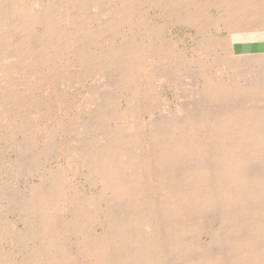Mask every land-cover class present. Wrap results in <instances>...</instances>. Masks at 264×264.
Here are the masks:
<instances>
[{
    "label": "bare ground",
    "instance_id": "bare-ground-1",
    "mask_svg": "<svg viewBox=\"0 0 264 264\" xmlns=\"http://www.w3.org/2000/svg\"><path fill=\"white\" fill-rule=\"evenodd\" d=\"M28 1L29 0H0V56H1V58H3L4 55L6 54V52H7V54L8 53L12 54V55L8 54L10 57H12L11 58L12 61L11 62L7 61L8 66L3 67L4 70L2 69L3 72L1 71L3 74V78H5V76H7V75L12 78V76H16V75H26L27 73L32 74L33 72H36L38 70V66L40 64H44V65L46 64L45 66H50L51 64H48L50 61L49 60L46 61L45 59L46 58H54V57L59 56L60 54H62L61 56H63L64 55L63 52H66V49H68L67 47H68L69 43H71L73 37L74 38L76 37L73 32L68 33V32H65L66 30H64V31L62 30V32H61V30H60L61 25L60 24L64 23V22L65 23H68V22L69 23L70 22L75 23L77 21V18H75L76 17L75 14L77 12L76 7H80V8L85 7V6L87 7V5L89 4L90 5L89 7L92 6L93 9H95L94 11L99 14L100 13V12H98L99 9L103 10V9H101V6L103 5L102 3L104 2V0H35L33 6L30 7L28 4ZM30 1H32V0H30ZM178 1L183 3V0H178ZM121 2H120V4L117 3V5L112 8V10H114V12H112V14H111V12H106V10H105L104 14L106 15V17L107 16L109 17L108 19H110L109 21L112 24L110 26H106V25L105 26H99V27L97 26L95 31H92V32L90 31V35L92 37H94L96 44H98L99 48L103 50V51H99L100 52L99 54L109 55L111 57H117V58L120 57V62L118 63V69H116V70H119V68H120L121 69L120 72L122 73V76L119 77L120 78L119 80L117 78L118 82L116 81L117 83H114V85H117V87H119V89L121 91L126 90V91H130V92L132 91L133 93H130L128 95L122 94V96H123L122 98H124L127 101L128 106L126 108H122L121 105L123 103L121 104V102H119V103H116V104H118V106H117L118 108L115 110L114 109L116 106L115 105L113 108L114 109L113 111H111L112 105L109 106L112 102H114L112 100V98H113L112 94H111V96L109 95V98L111 97L112 101H110L108 99L111 103L109 101H106L107 104H106V102L104 103L105 98L103 100H101V102H100L98 97L103 98L102 95L97 96L98 99L97 98L93 99V100H96L99 102V103L98 102L96 103V105L94 106L95 108L93 107L94 104H92V107L94 108L93 110L95 112L99 111L97 114L95 113V118L98 120L95 121V119L93 117V119H94L93 122H95L96 124L91 123L93 125L92 126L89 125V126L92 128L96 126V128L99 129V132H100V130L104 131L107 122H110L111 120L115 119V121L118 122L117 123L118 126H120V128L122 127L123 129L121 130V132L119 130L120 133H118L115 131L116 127L112 126L113 127L112 128L111 127L112 124H111L110 127H107L106 131H104L105 132L104 134L98 133L97 135L100 134L99 136L92 137L91 135H93V134H91V135L88 134L89 130H88V132H86V129H92V128H89L88 125H86V122H89V121H86L84 126H86L87 128L85 129V131H83V133L85 132L84 137L81 138L79 136L80 138L76 139V141H75L74 138L70 139L69 135H68L66 140H62L61 135H60V138L62 140V142H60L59 140L57 141L56 138L54 139L51 135H49L53 138V140H54L53 142H54L55 146L53 147V145H52L53 142L52 143L48 142L49 139L48 140L45 139L46 141L43 140L44 142L43 141L41 142L42 146L39 145V146H41V148H39L41 154L38 153L40 156L42 154L45 155V157L42 156L44 158L50 157L54 153L58 156V158H60L61 156L62 157L66 156V161L69 163L68 164L69 168L72 164L77 165L76 167H78V168L75 169L76 173H78L79 176H80V174H82L84 176V179L86 176V179H85L86 182L88 184L90 183L92 186L97 185V184H101L102 190H100V192L98 194L97 193H95V195H89V194L87 195L86 194L85 196L82 195L84 193V190L81 191L82 194L81 193L79 194L78 191L76 192L75 190H74L75 191L74 193L70 192V190L68 191V186H67L68 183H67V185L64 184L65 176L67 175V173L72 171V170L69 172L67 171L68 165H66L64 163H60V162L58 163L57 162L58 166L48 167V166H45V163L41 162V159L38 158L39 155L34 156V157H32L33 155L30 156L29 158L32 157V159L29 162V165L25 164V165L29 166V171H30L29 173L32 174V172H37L38 170L39 171L47 170V171H50L52 173L48 174L47 172H43V174L45 176H47L48 178L46 177L47 179L46 178L44 179L43 176H40L42 178V180L43 179L44 180L41 183L36 184V185L31 183L32 187L29 188L30 191H29L28 186H27V189L25 188L24 191L26 193H28V195H26V193H25L26 197L22 202L20 201L21 204H19L20 202L17 203L16 200H15V202H12V201L8 202L7 201V203H4V201L6 199L5 196H8V195H6V192L4 193L5 188L0 189V204L4 203V206H2L4 208L1 209V206H0V215L3 213V211L5 209H7L9 211H13L12 213L19 214V218H15L13 216L14 217V220H12L13 223L2 219L0 216V264H167L168 261H166V260L168 259L167 258L168 253L166 251H164V253L166 252L164 254L163 253L164 249H162V248H164L163 246H165V247L167 246L168 242H166V241H169V247H166L167 251L169 250V252H170V250H172L174 254L176 252V253H179V255L181 256L180 252L185 251L187 253L188 251L192 250L191 251L192 253L191 252L189 254L187 253L189 255V256L187 255L188 257L186 256V254L185 255L183 254L184 252L182 253L184 255V257H182L183 256L182 255L177 260H176V258H177L176 257L175 258L176 261H179L181 258L182 259L184 258L183 260L181 259L182 261L181 262L179 261L177 264H264V116H263L264 112H262L261 115L259 114V116L256 113L253 115L254 111L257 110V109H255L257 107V103H259L258 108H260L261 107L260 105H262L261 104L262 101L259 100L260 102L255 103V105H256V107H254L255 110H253V107H252V106H254L253 104L255 101L253 102V104H251L252 106L249 105L250 107H252L251 109L253 111L251 110L252 113L251 112L247 113L248 116H245L246 113H244V112H246V111H243V110L245 108L249 107V106H247V107L245 106L246 104L249 103V101H248V103L245 104L246 101L244 102V100H245L244 98H246V97H244L242 102H241V104L242 103L245 104V105L243 104L244 109L242 108L243 106L241 104L240 105L242 107L240 105H238L239 104L238 101L235 102V100L234 101L231 100L233 98V96L235 95L234 93H233L234 95L232 94L231 90L232 91L235 90L238 93V92H243L245 89L247 91V89L251 86H252V89H250V90L252 91L251 92L252 94L254 92H255L254 94L256 96L258 93L264 94V76H263L264 72H261V73H263L262 76H259V73H258L257 75L259 77L256 76V79H254L255 81H253L254 84L252 85L249 83L251 86H249V87L247 86L248 88L245 87V84H243L242 81H241L242 82V84H241V82H239L238 79L233 84L231 83V86H229L230 84L229 85L226 84V82H229V81H226V79H225L226 82L224 81V79L221 81H215V78L212 80L209 77L210 81L209 82L207 81L206 84H203L205 86L206 93L210 94L213 97L218 96V98H219L221 96L222 98H224L225 95L227 97L228 95L226 94V91L227 92L230 91V93L233 96L231 95L232 98L230 97L229 100H228V98H226L227 101L232 103L231 107L234 105L238 109L241 107L240 109H242V110H240V109L236 110L235 109V111L233 110V112L229 115V113H230L229 111H231L230 110L231 108L229 109L230 106H228V108H223V109H226L225 110L226 112L228 109L229 113L227 112V114L223 115L221 112L220 114H222V115H220L219 111L218 112L216 111L219 109H216L214 112L216 115L218 113L219 114L218 116H215V114L213 115V113L210 112L211 113L210 114L208 112V115L210 114L211 117H210V115L208 116L207 114L206 115L208 117H206L205 115H203L202 110L200 112V109H199L200 106L198 105L199 108H196V111L197 110L198 111L196 112V111H193V109H191L192 112L190 111V113H194V112H196V113L193 115L191 114L192 115L191 118L190 117L187 118L185 116H189L190 113H188V114L184 113L185 112L184 108L185 107L188 108V106L184 105L183 100L180 98L182 96L178 97L180 99V101L182 100V102H179V103H183V105L185 107L181 106L182 104L178 105L179 104L178 102H177L178 104H175V106L174 105L172 106L171 102H170V101H172V99L170 98L168 92L165 90L164 92H162L163 93L162 96H159V98L162 97V102L160 101L161 104H164L166 110H169L170 113L178 114V113L184 111L183 112L184 118L179 119L178 118L179 115H177V118H174L176 116H173L174 114L172 115L168 112L167 114L173 116L172 119L168 118V117H166V119L163 118V120H158V118H157V120L152 119L150 121L151 124L148 125V127H150L149 132H146V130L144 131L145 133H142L140 130L139 131L137 130V132L136 131L132 132L133 130H131V129L132 128L135 129L134 126H136V124H134V121H133L132 125H130L131 129L128 130V128H126V127L129 125L130 121L132 122L133 117L138 113V111H139V115H140V112L142 113V116L145 114L146 111H149L148 110V103L149 102L147 103V100H145V98L147 97V99H149L148 96L151 95L149 93V91H151V90L149 87L150 85H148V88H149L148 89V88H146L145 84L143 86H140L137 84L138 81H136L137 82L136 85H135V83L132 85L131 81L134 80V76L139 73L141 68H143V69L145 68L144 62L146 60L144 58L147 57L146 56L147 54L153 52V51H151L152 48L150 50H148L150 48V46H153V45L149 46L147 44L146 46L145 45L143 46L142 44H144V43L140 42L138 40V37H139L138 32H137V35L136 34L134 35L132 33L136 27V25H135L136 22L134 23L135 20L133 21L132 17H130V15L128 14L129 12L132 13V11H129L130 8H128L125 4H122ZM143 2H144V0H143ZM164 2H165V0H156L155 4L163 6ZM202 2L206 5L207 4L215 5L216 3L221 5V3H224V2H225V4L227 3V7H225L224 8L225 10H223V11L226 14V16L224 17L226 20L225 25L227 24V27L229 28V30L232 32L234 30L233 28H235V26H236L235 23L238 22V23H241L240 25H242L245 32L248 30H251L252 33H254L255 38H258V39L263 41V39H264V0H205V1L202 0ZM132 4L135 5V3H132ZM137 4H139V3L137 2ZM140 4H141V2H140ZM145 4H147V3H145ZM173 4L174 3H172V5ZM30 5H32V3ZM156 5H154V6L156 7ZM179 5H181V4H179ZM179 5H177V6H179ZM166 6L167 5H164L163 7H166ZM177 6H176V8H177ZM158 7H160V6H158ZM194 8H195V6H194ZM164 9H166V8H164ZM207 9H209V8H207ZM85 10H87V9H85ZM109 10H110V8H109ZM140 10H142V9H140ZM246 10L248 11V13H244ZM137 11H138V9H137ZM85 12H88V11H85ZM85 12H84V14H85ZM187 12H188V10H187ZM142 13H144V12L142 11ZM110 14H111V16H109ZM188 14H189V12H188ZM188 14L186 16H189ZM195 14L196 13H194V16H195ZM180 16L182 17L181 14H180ZM96 17L97 18H94V19H96V21H98L99 24H102V23L104 24V22H103L104 19L102 20L100 18L101 16L99 17L96 15ZM102 18H103V16H102ZM221 18L222 17H220V19ZM87 19H89V18H87ZM184 19H185V16H184ZM184 19H183V21L186 20V19L185 20ZM143 22H145V21H143ZM186 22H187V20H186ZM196 22H198V21H196ZM213 22H214V20H213ZM87 23H89V20L86 21V19H85V24H87ZM124 23L129 26V31H126V32H128V34H126L124 36V38H123L124 40H122V42H117L115 39L111 38L112 34H110L109 31L116 29L117 25H120V26L122 25V27H123ZM138 23H140V22H138ZM38 24H42V26H44L45 32L50 36L49 38L51 40V44L50 43L45 44L44 42L42 43L40 41L42 44L39 43V45H34L28 41V37H27L28 35L27 34H29L31 29H33V27H35ZM188 24H190V22ZM215 25H217V23ZM218 25L220 26V24H218ZM42 26H41V28H42ZM149 26H150V24H149ZM217 27H216V29H217ZM223 28H224V25H223ZM159 29L163 30L165 28H155L156 31L160 32ZM198 30H199V28H198ZM217 30L219 31L220 29H217ZM82 31H84V30H82ZM135 31H136V29H135ZM145 32H146V30H145ZM13 33H18V35H19L18 39H19V37H21L20 33H24V34H22L24 37H22L20 41L18 40V41L13 42L14 40L11 39L12 37L14 38V35L11 37V35ZM41 33H43V32H41ZM149 33H151V32H149ZM162 34H164V33H162ZM198 34H199V32H198ZM206 34H207V32H206ZM43 35L44 34H42V36ZM153 35H155V32L153 33ZM38 36L40 37L41 35H38ZM44 36H46V35H44ZM44 36H43V38H44ZM114 36H116V34ZM31 37L32 36H30V38ZM36 37H37V35H36ZM153 37H154V39H156L155 36H153ZM30 38H29V40H30ZM161 38H164V36L163 37L161 36ZM161 38H158V40L160 39L159 42L160 41L162 42V40H164V39L161 40ZM14 39H16V37ZM40 39L41 38H39L38 40H40ZM206 39H207V37H206ZM44 40H45V38H44ZM47 41H49V39ZM212 41H215V40H212ZM200 42L202 43V41H200ZM209 42L210 41H208V43ZM216 42H218V41H216ZM224 42H222V43H224ZM227 42H225V43H227ZM33 43H34V41H33ZM212 43H214V42H212ZM212 43H209V44H212ZM220 43H218L217 45H221V47H223V46L227 47L226 45L222 46V44H220ZM262 43H264V42H262ZM205 45L206 44H204V46ZM217 45H216V47H217ZM80 46H82V45H80ZM166 46H167V44H166ZM173 46H174V44H173ZM239 46L236 45V47H239ZM205 47H208V46H205ZM214 47H215V45H214ZM214 47H212V48H214ZM252 47L257 49V52L259 53L258 56L256 57L255 62L263 63L262 61H264V44H262V45L254 44V45H252ZM89 48L91 49V47H89ZM174 48L175 47H173V49ZM212 48H211V50H212ZM164 49H165V47H164ZM181 49H183V48H181ZM58 50H60V51H58ZM96 50L98 51V49H96ZM156 50H157V52H156ZM215 50L218 51V49H215ZM215 50H214L215 56H218L219 54L216 55L217 51H215ZM220 50H219V52L222 51V50L221 51ZM70 51H72V49ZM77 51H78V49L76 50V52ZM147 51L149 53H147ZM162 51H163V48L158 47V48H155V52H153V53H155V57L159 56V59H161V57H163ZM170 51H172V49H170ZM174 52L175 51H173V53ZM198 52L200 54L201 49ZM207 52H206V54H207ZM209 52H210V49H209ZM70 53L72 54V52H69L68 55ZM77 53L79 55V53H81V52L78 51ZM166 53H169V52H166ZM173 53H171V54H173ZM176 53H178V51ZM230 53H231V51H230ZM7 54H6V57L8 56ZM99 54L96 56V60L98 59L100 61V59H102V58ZM165 54H164V56H165ZM179 54H182V53L179 52ZM206 54H204V55H206ZM225 54L223 56H225ZM88 55H86V56H88ZM176 55H178V54H176ZM9 56L7 58L6 57L5 58L8 60V58L10 59ZM202 57H203V55H202ZM73 58H74V56H73ZM104 58L106 59V56ZM181 58L177 59L178 63H177V61L175 62V64H174V62L172 63L174 65V67H176V65H178L179 63L180 64L182 63L183 57L181 56ZM186 58H187V56H186ZM203 58L205 59L208 57L204 56ZM63 59H64V57H63ZM67 59H68V57L66 58V60ZM152 59H154V58H152ZM157 59H155V61ZM170 59H172V58L170 57ZM188 59H191V58H188ZM196 59H198V57ZM199 59H200V57H199ZM68 60H70V59H68ZM90 60H92V59H90ZM108 60H109V58H108ZM114 60H116V58ZM149 60H151V59H148V62L150 63ZM166 60L169 61L168 57ZM185 60H183V62ZM211 60H213V59H211ZM217 60L218 61H217L216 65L221 66L220 68L225 67L226 61H222L221 58H218ZM61 61L62 60H60V62ZM63 61H65V60H63ZM77 61L78 60L76 59L72 63H75V62L77 63ZM102 61H104V60H102ZM157 61H158V63H159V61L163 62L162 59L157 60ZM157 61H156V64H157ZM3 62L4 61H2V63ZM51 62H52V64H54V60H52ZM185 62H189V61H185ZM85 63H87V62L85 61ZM104 63H106V61ZM228 63H230V61ZM233 63H235V62L231 63L232 64L231 67L234 68ZM244 63H245V61H244ZM55 64H56V61H55ZM61 64H63V63H61ZM107 64H109V62ZM107 64H105V65L107 66ZM160 64H162L160 66H163L164 63H160ZM182 64H184V63H182ZM153 65L154 64H152V66H151L153 69L149 66L151 68V72L146 76V78H148V80H149L148 83H151V81L153 83V80L159 79V78H157V75L155 74V72L157 70H159L158 69L159 67L158 66H157L158 68L156 66L153 67ZM165 65H166V67H168L169 63H166ZM229 65L227 64V66H229ZM236 65H237V68L240 66V65L238 66V64H236ZM236 65H235V67H236ZM249 65H250V63L248 64V66L244 65V67L247 66L245 68L239 67L240 69L239 68L238 69L236 68L237 70L234 69L233 74L237 75V78H238V76L240 77V75L242 76V71H240V70L241 69H243V70L247 69L248 70ZM1 66H0V69L2 68ZM83 67H85V66H83ZM109 67H111V66H109ZM185 67H187V66H185ZM258 67H259V65H258ZM79 68H80V66H79ZM91 68H93V67H91ZM164 68H162V69H164ZM187 68H189V67H187ZM60 69H61V67H60ZM94 69H95V67H94ZM162 69L160 71L162 78L164 77L165 80L172 79L171 81H175V80H173V77H175V76L172 75L173 76L172 78L169 77V76H171V74H170L171 71L167 72L170 75L166 76L165 73H163L164 70H166V68L163 71H162ZM168 69H170V68L168 67ZM180 69H181V67H180ZM207 69H208V67H207ZM230 69H232V68H230ZM258 69H260V71L261 70L264 71V69H261V66ZM50 70H53V69H50ZM56 70H59V69H56ZM147 70H149V68ZM172 70L176 71L173 68H172ZM178 70H179V68H178ZM203 70H205V69H203ZM228 70H229V68H228ZM228 70H227V74H228ZM47 71H48V69H47ZM94 71H96V70H94ZM221 71H222V69H219L218 72H221ZM253 71L254 70H252L251 73ZM256 71H258V70H256ZM256 71H254V73H253L254 76H255V73H257ZM81 72H83V70ZM142 72H145V71H142ZM193 72H195V71H193ZM196 72H195V74H196ZM214 72H216V71H214ZM246 72H248V71H246ZM181 73H183V72H181ZM223 73H224V70H223ZM251 73H250V75H252ZM115 74H117V72ZM174 74H175V72H174ZM184 74L185 73H183V75ZM91 75H93V74H91ZM180 75H178L179 76L178 78H180ZM193 75H194V73H192V75H188V79L190 78V76H193ZM245 75H243V78L242 77L241 78L242 79L245 78V80H246V77L248 75L246 73H245ZM33 76H35V75H33ZM117 76L118 75H116V77ZM91 77H93V76H91ZM140 77L142 78L141 75H140ZM183 77H185V75ZM183 77H181V79ZM197 77H198V75H197ZM0 78H2V75ZM16 78H17V76H16ZM88 78L91 79L89 76H88ZM101 78H102V75H101ZM112 78H110V79H112ZM193 78H195V76H193ZM193 78H190V79L192 80ZM220 78H221V74H220ZM31 79H32V77H31ZM33 79L35 80V78H33ZM46 79H48V78H46ZM53 79H54V77H53ZM115 79L116 78H114L112 82H115L114 81ZM174 79H176V77ZM181 79H178V81L176 80L175 83H178V82L181 83V81H179ZM185 79H187V78H184L183 80H185ZM229 79H231V78H229ZM247 79L249 81L250 77H248ZM42 80H44V79H42ZM191 80L189 81V83L187 80V83L190 85V84H192L191 82H193V84L196 85L195 84L196 82L191 81ZM197 80L199 81V78H197ZM204 80H206V78ZM22 81H24L23 78H22ZM145 81H147V79ZM233 81H231V82H233ZM39 82H40V80H39ZM158 82H160V81H158ZM162 82L164 84L167 83L166 81H165L166 83L164 81H162ZM184 82H186V80ZM246 82H244V83H246ZM111 83L109 82V85ZM171 83L172 82H170V84ZM24 84L22 86L25 87ZM33 84H31V85H33ZM153 84H155V83H153ZM162 84H160V86ZM114 85H111V86H114ZM203 85H201V86H203ZM163 86H161V87L163 88ZM2 87H3V84H2V79H1L0 80V107H1L2 111H5L3 100H5L4 97H6V95L2 96L1 91H3V93H4V90ZM12 87H13V85H12ZM12 87H10V88H12ZM169 87H172V86L170 85ZM169 87H168V89H169ZM190 87L191 86H189L187 88L190 89ZM196 87H197V85H196ZM94 88L97 89L96 86H94ZM115 89H117V88H115ZM158 89H160V87H158ZM91 90H93L92 87H91ZM91 90L88 92V94L92 92ZM98 90L96 92H98ZM109 90H110V88H109ZM109 90H107V92ZM163 90H164V88H163ZM184 90H185V88H184ZM194 90H196V89L194 88ZM198 90H199V88H198ZM250 90H248V91L250 92ZM258 90H260V91L258 93H256ZM99 91H101V90H99ZM114 91H111V92H114ZM160 91H162V90H160ZM160 91L158 90L156 92H159V94H160ZM205 91H202V92L205 93ZM247 92H246V94H247ZM24 93H25V91H24ZM117 93H119V92H117ZM199 93H200V91H199ZM204 93H202V94L204 95ZM230 93H229V96H230ZM251 93H249V94H251ZM7 94H9V93H7ZM94 94H95V92H94ZM141 94L143 96H140ZM198 94L194 93L193 95H198ZM242 94H244V92L241 93V95ZM249 94H247V96ZM96 95H98V93ZM106 95H104V96H106ZM152 95H153V92H152ZM200 95H198L200 97V99L203 97H205V98L207 97L206 100H209L208 99L209 96L201 95L202 96L201 97ZM238 95H240V94H238ZM238 95H235V96H238ZM86 96H87V94H86ZM258 96H261V95H258ZM120 97H121V95H120ZM241 97H243V96H241ZM241 97H239V98L242 99ZM261 97L263 99V96H261ZM10 98H11V96H10ZM77 98H78V96H77ZM90 98L91 97L89 96L88 99L90 100ZM174 98H176V97H174ZM182 98H184V97H182ZM239 98H237V100ZM114 99H116V98H114ZM233 99H235V98H233ZM253 99L254 98H252L251 100H253ZM255 99H256V97H255ZM19 100L21 101L20 98H19ZM206 100H203V101L209 103V101H206ZM214 100H217V99L215 98ZM219 100H221V98ZM219 100L216 102V105H215V104H212V102H215V101H211V99H210V101H211L210 104H212L210 109H212V106L213 107L218 106L217 103L219 102ZM222 100L220 102H223ZM20 101H18V102H20ZM27 101L28 100H26V102ZM91 101H90V103L93 102V101L92 102ZM196 101H197V99H196ZM9 102L12 103V101H9ZM201 102H202V100H201ZM205 102H203V103H205ZM226 102H225V106H227ZM233 102H235L236 104L238 103L237 104L238 106L235 105ZM203 103H202V105H203ZM207 103H205V105ZM72 104L76 105L75 103H72ZM149 104L151 105V103H149ZM157 104L159 105V103H157ZM8 105H10V103ZM47 105L49 106V104H47ZM88 105H91V104H88ZM221 105H220V110H223V109H221ZM108 106L110 108L107 109ZM207 106H208V110H209L210 105L207 104ZM225 106H223V107H225ZM262 106H264V105H262ZM24 107H25V105H24ZM92 107H88V108H92ZM26 108H28V106ZM187 108H185V109H187ZM218 108H219V106H218ZM234 108H232V109H234ZM188 110H190V106H189ZM68 111H69V109H68ZM80 111H83V110H80ZM89 111L94 113L91 109ZM1 112H0V114L2 115L4 112L3 113H1ZM13 112H12V114H13ZM162 112H163V110H162ZM226 112H224V113H226ZM38 113H39V111H38ZM206 113H207V111H206ZM20 114H21L20 116L23 117L22 113H20ZM31 114H33V113H31ZM76 114H78V113H76ZM87 115H88V113H87ZM139 115L137 114V117H142ZM181 115L182 114H180V117H181ZM212 115H213V117H212ZM56 116H58V115L56 114ZM0 117H3V115ZM74 117L76 118V116H74ZM162 117L163 116L161 115L160 119H162ZM12 118L13 117H11V121H12ZM79 118H81V117H79ZM138 119L140 120L141 118H138ZM138 119L136 120V122L137 121L139 122ZM15 120H18V119H15ZM68 120L64 121V123L68 122ZM87 120H88V118H87ZM147 120L149 121V118H147ZM243 121H245V125L243 123H242L243 125L240 123ZM57 122H59V120H57ZM119 122L122 125H119ZM77 123H79V122H77ZM141 123H142V121H141ZM141 123H138V124H141ZM17 124L23 125L22 122H20V121H17ZM69 124L70 123H68L67 125H69ZM81 124L82 123H80V125ZM88 124H90V123H88ZM94 124H95V126H94ZM2 125H4V124L2 123ZM11 125L12 124L10 123V127H11ZM70 125H72V124H70ZM114 125H116V124H114ZM146 125L144 124V126H146ZM84 126H82V127H84ZM46 127H48V126H46ZM58 127L59 126H57V127L55 126L56 129H58ZM82 127H80L79 129L81 130ZM140 127H142V126H140ZM34 128H35V126H34ZM61 128H63V127H61ZM64 128H65V126H64ZM195 128H197V130H199L196 133V135H193L194 132H193V134H190L189 132ZM32 129H33V127H32ZM51 129L53 131V128H50L49 131H51ZM39 130H38V132H39ZM65 130H66V128H65ZM67 130H69V129H67ZM67 130L65 133H68ZM83 130H84V128H83ZM45 131H46V129H45ZM49 131L48 132L46 131V132L48 134H50ZM52 131H51V134H52ZM69 131H72V130H69ZM73 131H75V130L73 129ZM129 131H131V132L128 133ZM177 131H179L178 133L182 132L183 135H181L179 137L180 134H178ZM35 132L37 133V131H35ZM54 132H56V131H53V133ZM97 132H98V130H97ZM97 132H95V133H97ZM39 133H41V132H39ZM65 133L63 134L64 136H65ZM76 133H78V131ZM83 133L81 130V134H83ZM74 135L76 136L77 134H74ZM78 135H80V134L78 133ZM33 136H35V135H33ZM51 137H50V139H51ZM24 138H26V137H23V139ZM29 138L31 139V137H29ZM35 138H37V137H35ZM39 138L42 139L43 136L42 137L39 136ZM46 138H48V137H46ZM141 138H143L144 141H146V143H147L146 149L140 150L138 152V154L136 152H133L132 148L126 149L127 145L131 147L132 145H135ZM26 139H28V138H26ZM37 140H38V138H37ZM72 140H74V141H72ZM15 142H17V141H15ZM12 143L16 144V143H14V141ZM26 143L27 142H25V146H29ZM33 144L35 145V143H33ZM129 144H131V145H129ZM141 144H143V143L141 142ZM20 145H18V148L19 147L21 148ZM51 145H52V147H51ZM143 145H145V142ZM36 146H37V144H36ZM12 147H10V148H12ZM134 147H136V146H134ZM14 148L18 150V148H16V147H14ZM30 148H29V150H30ZM37 149H38V147H37ZM29 150H28V152H30ZM35 150H36V148H35ZM18 151H21V150H18ZM22 152H19V154L21 153V155L22 154L24 155L25 153H27L26 151H25V153H22ZM37 152H39V151H37ZM34 154H35V151H34ZM23 155L21 156V158L23 157V161L24 162L29 161V160H26L27 157L24 158ZM25 155H27V154H25ZM177 155H184L183 158L186 157V161L184 159V161H185L184 165L181 164L182 167H179L178 170L175 167H178L180 164L178 166H175V167L172 166V169H174L173 171H172L171 167H169L170 169L165 170L163 165L162 166L160 165L161 163H164V162L167 163V161H175V158H177ZM28 156H29V154H28ZM179 157H181V156H179ZM183 158H179V160L180 159L182 160ZM52 159H50V161ZM254 159L256 161L258 160L259 162H261L262 165L257 164V162L256 163L254 162V164H257L259 166L255 165L256 166L255 168L253 167V169L251 168V170H249L250 169L249 168L250 165H249L248 169H247V167H245L246 164L248 165L247 162L248 161L251 162V160L254 161ZM20 161H22V160L18 159V163ZM64 162H65V160H64ZM47 163L48 162H46V164ZM171 163H173V162H171ZM171 163H169V165ZM254 164H252V165H254ZM20 165H22V164H20ZM158 165H160V166L158 167ZM173 165H175V164H173ZM20 167H22V166H20ZM80 168H83V170H80ZM24 169H27V168H24ZM18 170H20V169H18ZM55 171H57V172H55ZM73 171H74V169H73ZM86 171H88V172L85 173ZM74 175H75V173H74ZM24 176H27V175H24ZM33 176L35 177V175H33ZM152 176L155 177V179L154 180L151 179V181H150L149 178H151ZM168 176H170V177L168 178ZM66 179H67V177H66ZM39 180L41 181L40 178H39ZM35 183H37V182H35ZM149 183H150V185H148ZM70 184L71 183L69 182V185ZM12 185H14V184H12ZM0 187H2V186H0ZM86 187H88V185ZM89 188H90V185H89ZM13 189H14V187H13ZM77 190H79V189H77ZM23 193L24 192H22V194ZM3 194H5V196ZM13 194H11V195H13ZM9 198H11V197H9ZM9 198H7L6 200H8ZM14 198H16V196ZM93 207H94L95 211H96V209H98V211L100 210V211L104 212V214H105L104 215L105 218H103V216L100 217V215H99L100 219L103 220V222H102V220H100V225L103 226L104 220H106V223L108 225L107 227L105 226V229H103V231H101V232L96 231V233H90V232L94 231L93 229L90 228L91 226L89 227L91 229L90 232L88 231L87 226H89L88 225L89 223L87 224V222H89L88 219H90L89 209H91L90 211H92ZM62 209L65 210L64 212L71 214L73 217L69 218L67 216L69 219L65 218V220H63L64 217L60 218L59 211ZM210 213H212V214H210ZM90 220L92 221V219H90ZM20 222L23 223L22 226L24 225V227L20 226ZM91 223L93 224L94 222H91ZM214 225L216 227L212 228V226H214ZM150 227H152V232L150 230L151 236L149 234H147V235H149L148 238L144 239V237H143L144 234L142 235V231H144L145 229L149 230ZM202 227L206 228V231L209 232V237H210V241L205 240L204 245H201V243L199 242V238H198L199 233H198V235H196V234L192 235V233L199 232L200 228H202ZM95 230H96V228H95ZM190 232H192V233L188 234V236L192 235L191 236L192 239H190V237H189L190 240H188V239L187 240L188 241L192 240V242H189V244H185L186 248L185 247L183 248L182 247L183 244H181V240L185 237L184 235H186L187 233H190ZM74 235H76L78 239H77V241H76V239H73L74 241H76V243L70 244V242L72 240L70 242L68 241V240H70L69 236H74ZM145 236H146V234H145ZM187 240H185V242L188 243ZM31 243L33 245H30ZM11 244L14 245L13 248L7 250L8 245L11 246ZM69 244L71 246L76 244V245H74L76 248L72 251L70 249ZM164 244H166V245H164ZM28 248H30V249H28ZM195 251H197L199 254L198 253L193 254V252H195ZM196 254H198V255H196ZM165 255H166L167 259L165 257L164 258L166 260L164 258H162ZM176 256H178V255L176 254ZM86 258H90V260H86ZM161 258L164 259V261H160ZM173 261H174V259L172 260V262ZM176 261H174V262H176ZM172 262L170 261L169 263L172 264Z\"/></svg>",
    "mask_w": 264,
    "mask_h": 264
},
{
    "label": "rangeland",
    "instance_id": "rangeland-1",
    "mask_svg": "<svg viewBox=\"0 0 264 264\" xmlns=\"http://www.w3.org/2000/svg\"><path fill=\"white\" fill-rule=\"evenodd\" d=\"M34 1L35 0H32V1H28V4H29V6L30 7H32L33 6V4H34ZM112 1V2H111ZM116 1V2H115ZM122 1V2H121ZM127 0H104V2L102 3L103 5L101 6V9H103V10H100L99 9V11L98 12H100L99 14L97 13V12H95L94 10L95 9H93V7L91 6V7H89L90 5L88 4L87 5V7L85 6V7H76V11L78 12H76V17L75 18H77V23L75 24L74 22H68V23H61L60 25V27H61V32H62V30L64 31V30H66L65 32H68V33H74V35L76 36L75 38L73 37V39H72V41H71V43H69V45H68V49H66V52H63L64 53V55L63 56H61L62 54H60L59 56H57V57H54V58H46L45 60L47 61V60H49L50 62L48 63V64H51L50 66H45L44 64H40L39 66H38V72L36 71V72H33L32 74H30V73H27L26 75H16L17 76V78H16V76H12V78L11 77H9L8 75L7 76H5V78H3V74H2V72H3V70H4V68L3 67H5V66H8L7 64H8V62L10 61H12L11 60V58L12 57H10L9 55L11 54V53H8L7 54V52H6V54L10 57V59L8 58V60L6 59L7 57H6V54L4 55V57L3 58H1V56H0V66L2 67L1 69H0V77H1V75H2V78H0V80L2 79V84H3V90H4V93H3V91H1L2 92V96H5L6 95V97H4L5 98V100H3V104H4V110L5 111H2V109H1V107H0V112L1 113H3L2 115H3V117H0V186H2V187H0V189H4L5 191H4V193L6 192V195H10L9 197H11V198H9L8 196H5V194H3L5 197H6V199L7 198H9L8 200H6L5 199V201H4V203H7V201L9 202V201H12V202H15V200H16V202L18 203V202H22L24 199H25V197H26V195H28V193H26L24 190H25V188L27 189V186H28V189L29 188H31L32 187V184H34V185H36V184H39V183H41L47 176H45L44 174H43V172H47L48 174L50 173H52V172H50V171H47V170H42V171H37V172H32V174L31 173H29L30 171H29V166H27V165H25V164H28L29 165V162L31 161V159H32V157H34V156H38L39 154H41L40 153V149L39 148H41V146H42V141L43 140H45V139H49L48 140V142H50V143H52L54 140H53V138L55 139L56 138V140L58 141H60V142H62V140H66V138L68 137V135H69V138L70 139H73L74 138V140L76 141V139H78V138H82V137H84V134H85V132L83 133V131H85V129L87 128L86 126H84L85 125V122L86 121H89V122H86V125H88V127L89 128H92V127H90V126H92L93 124H91V123H95V122H93L94 121V119H95V121H97L98 119H96L95 118V113L97 114L98 112L96 111H94L93 109L95 108L94 106L96 105V103L98 102V101H96V100H93V99H95V98H97V96H100V95H102L103 96V98L101 97H98L99 98V100H100V102H101V100H103L104 98V103L106 102V101H114V102H108L110 105L109 106H111L112 105V107H111V111H113L114 109L116 110L118 107V104H116V103H119V102H121V107L122 108H126L127 106H128V103H127V101L124 99V98H122L123 96H122V94L124 95V94H130V93H133L132 91L130 92V91H121L120 89H119V87H117V85H114V83H117L118 82V80L120 79L119 77L120 76H122V73L120 72L121 71V69L119 68V70H116V69H118V63L120 62V57H111V56H109V55H101V54H99L100 52L99 51H103L102 49H100L99 48V45L98 44H96V42H95V40H94V37H92L91 35H90V31L92 32V31H95V29H96V27L98 26H110L112 23L109 21L110 19H108L109 17L107 16L106 17V15L104 14L105 13V10H106V12H111V14H112V12H114V10H112V8L114 7V6H116L117 5V3L118 4H120V2L122 3V4H125L128 8H130V10L129 11H132V13L131 12H129L128 14L130 15V17H132V19H133V21H134V23H135V25H136V27H135V29H136V31H135V29L133 30V34L135 35H137V32H138V34H139V37H138V40L140 41V42H143L144 44H142L143 46L145 45H153V46H150V48L148 49V50H150L151 48V51H153V52H155V48H163V51H162V56L163 57H161V59H162V61L163 62H160L159 61V63H158V61L157 60H161V59H159V56H156L155 57V53H149L148 51H147V53H149V54H147L146 56L148 57H145L144 59L146 60L145 62H144V69L143 68H141V70L139 71V73L138 74H136L135 76H134V80L133 81H131L132 82V85L135 83V85H136V81H138V85H140V86H143L144 84H145V86H146V88H148V85H150L149 87H150V90L151 91H149V93L151 94L150 96H148V98L149 99H147V97L145 98V100H147V103L149 102V103H151V105L148 103V110L149 111H146L145 112V114L142 116V113L140 112V115H139V111H138V115L139 116H142V117H137V114L133 117V120H132V122L130 121V123H129V125L126 127V128H128V130L129 129H131L130 127V125H132V123H133V121H134V124H136V126L139 128H137L136 126H134L135 127V129L134 128H132L131 130H133L132 132H137V130L139 131H141L142 133H145L144 131L146 130V132H149V130H150V127H148V125L149 124H151L150 123V121L152 120V119H154V120H157V118H158V120H163V118H165L166 119V117H168V118H171L172 119V117L173 116H176V117H174V118H177V115H179V119H183L184 118V114H183V112H180V113H178V114H174V113H170V111L169 110H166V108H165V106H164V104H161V102H162V97H160L159 98V96H162V92H164L165 90L168 92V94H169V96H170V98L172 99V101H170L171 102V105L173 106H175V104H178L179 102H182V100H183V103H184V105H187L188 106V108L187 107H185L184 105H183V103H179L178 105H180V104H182L181 106H183V107H185V108H187V109H185L184 108V110H185V112L184 113H190V111L192 112V110L191 109H193V111H196V108H199V106H200V112H201V110H202V113H203V115H205L206 117H208L211 113H213V115L215 114V110L216 109H219V110H216L217 112L219 111V114L222 112V114L224 115V114H227V112L229 111L228 109H227V112L225 111L226 109H223V108H228V106H230L229 107V109L231 110V111H229L228 113H229V115L233 112V110L235 111V109L237 110L238 108H236L234 105L231 107V104L232 103H230V102H228L227 101V99L226 98H228V100L230 99V97L232 98V96L235 94V95H238V94H240V95H238L239 97H241V96H243V97H241L242 99H240L238 96H233V98H235V99H231V100H235V102H237L238 101V105H240L241 104V102H242V100H243V98L244 97H246V98H244L245 100H244V102H245V104L246 103H248V101H249V103L248 104H244V103H242L241 105L243 106H241L243 109H244V105L247 107V106H252L251 104H253V102H254V106H252L253 107V110H255V109H257V110H255L254 111V113H253V115L256 113L258 116H259V114L261 115L262 114V112H264V106H262V105H264V94H260V93H258L260 90H258L256 93H258L257 94V96L258 95H261V96H263V99H262V97L261 96H256L254 93L252 94L251 92V90L250 89H252V86L250 85V84H254V82L253 81H255L254 79H256V76L257 77H259V76H262V74L263 73H261V72H264V71H260V69H258V68H260V66H261V69H264V61H262L263 63H257V62H255V60H256V57L258 56V52H257V49H255V48H253L252 47V45H254V44H260V45H262V44H264V43H262V42H264V39H263V41L262 40H260V39H258V38H255L254 37V33H252V31L251 30H248V31H244V29H243V27H242V25H240L241 23H235L236 24V26H235V28H233L234 30L231 32L230 30H229V28L227 27V24L225 25V23H226V20H225V16H226V14H225V12L223 11V10H225L224 8L225 7H227V3L225 4V2L224 3H221V5L220 4H218V3H216L215 5H209V4H204L203 2H202V0H183V3L182 2H180V1H178V0H165V2H164V5H167L166 7H163L162 5H156L155 4V1L156 0H144V2H143V0H128L127 2H126ZM148 1V2H147ZM203 1H205V0H203ZM125 2V3H124ZM137 2L139 3V4H137ZM140 2H141V4H140ZM174 3L173 5H172V3ZM191 2V3H190ZM32 3V5H30ZM114 5H113V4ZM131 3V4H130ZM132 3H135V5L134 4H132ZM145 3H147V4H145ZM153 3V4H152ZM189 3V4H188ZM194 3V4H193ZM202 3V4H201ZM121 4V5H122ZM179 4H181V5H179ZM201 4V5H200ZM111 7H110V6ZM132 7H131V6ZM138 5V6H137ZM141 5V6H140ZM144 5V6H143ZM154 5H156V7L154 6ZM175 5V6H174ZM177 5H179V6H177ZM187 5V6H186ZM195 6V8L197 9H195L194 8V6ZM226 5V6H225ZM158 6H160V7H158ZM173 6V7H172ZM176 6H177V8H176ZM185 6V7H184ZM218 7V8H217ZM107 8V9H106ZM109 8H110V10H109ZM133 8V9H132ZM142 9V10H140V9ZM146 8V9H145ZM164 8H166V9H164ZM173 8V9H172ZM207 8H209V9H207ZM85 9H87V10H85ZM137 9H138V11H137ZM211 9V10H210ZM88 11V12H85V11ZM109 10V11H108ZM177 10V11H176ZM187 10H188V12H189V14H188V12H187ZM93 11V12H92ZM102 11V12H101ZM135 11V12H134ZM142 11L144 12V13H142ZM181 11V12H180ZM200 11V12H199ZM211 11V12H210ZM223 11V12H222ZM83 12V13H82ZM84 12H85V14H84ZM90 12V13H89ZM140 12V13H139ZM200 14H199V13ZM204 12V13H203ZM207 12V13H206ZM210 12V13H209ZM97 13V14H96ZM103 13V14H102ZM134 13V14H133ZM162 13V14H161ZM194 13H196L195 14V16H194ZM213 13V14H212ZM225 15H224V14ZM244 13H248V11L246 10ZM88 14V15H87ZM91 14V15H90ZM111 14L109 15V16H111ZM176 14V15H175ZM179 14V15H178ZM180 14L182 15V17L180 16ZM189 15V16H186V15ZM220 14V15H219ZM96 15L97 16H101L100 18L103 20V22H104V24L102 23V24H99L98 23V21H96V19H94V18H97L96 17ZM199 15V16H198ZM212 15V16H211ZM102 16H103V18H102ZM134 16V17H133ZM184 16H185V19L187 20V22H186V20L184 19ZM201 16V17H200ZM203 16V17H202ZM89 18V19H87V18ZM93 17V18H92ZM209 17V18H208ZM220 17H222L221 19H220ZM82 18V19H81ZM179 18V19H178ZM201 18V19H200ZM85 19H86V21L87 20H89V23H87V24H85ZM178 19V20H177ZM182 19V20H181ZM183 19L185 20V21H183ZM194 19V20H193ZM204 19V20H203ZM180 20V21H179ZM203 20V21H202ZM213 20H214V22H213ZM216 20V21H215ZM79 21V22H78ZM91 21V22H90ZM108 21V22H107ZM143 21H145V22H143ZM190 22V24H188L189 22ZM196 21H198V22H196ZM110 22V23H109ZM138 22H140V23H138ZM183 22V23H182ZM212 22V23H211ZM219 22V23H218ZM224 22V23H223ZM109 23V24H108ZM161 25H160V24ZM166 23V24H165ZM217 23V25H215ZM95 24V25H94ZM148 24V25H147ZM149 24H150V26H149ZM179 24V25H178ZM194 24V25H193ZM198 24V25H197ZM213 24V25H212ZM218 24H220V26L218 25ZM224 25V28H223V25ZM69 25V26H68ZM156 25V26H155ZM159 25V26H158ZM41 26H42V24H38V25H36L35 27H33V29H31V31H30V33L29 34H27L26 36L28 37V41L29 42H31L32 44H34V45H39V43L40 44H42L43 42L45 43V44H47V43H50L51 44V40H50V36L45 32V29H44V26H42V28H41ZM161 26V27H160ZM163 26V27H162ZM199 26V27H198ZM218 26V27H217ZM39 27V28H38ZM64 27V28H63ZM140 27V28H139ZM146 27V28H145ZM150 27V28H149ZM167 27V28H166ZM201 27V28H200ZM216 27H217V29H220L219 31L216 29ZM220 27V28H219ZM90 28V29H89ZM122 28V29H121ZM155 28H165V29H159V31L161 32H158V31H156L155 30ZM198 28H199V30H198ZM204 28V29H203ZM215 28V29H214ZM222 28V29H221ZM79 29V30H78ZM86 29V30H85ZM110 29V28H109ZM202 29V30H201ZM211 29V30H210ZM224 29V30H223ZM59 30V31H60ZM71 30V31H70ZM82 30H84V31H82ZM115 30V31H114ZM114 30H112V31H109V33L110 34H112L111 35V38H113V39H115L117 42H122V40H124L123 38H124V36L126 35V34H128V32H126V31H129V26L127 25V24H123V27H122V25L120 26V25H117V28L116 29H114ZM145 30H146V32H145ZM151 30V31H150ZM205 30V31H204ZM237 30V31H236ZM122 33H120V32ZM125 31V32H124ZM155 32V35H153V33ZM164 31V32H163ZM257 31V30H256ZM37 32V33H36ZM41 32H43V33H41ZM79 32V33H78ZM115 32V33H114ZM143 32V33H142ZM149 32H151V33H149ZM166 32V33H165ZM198 32H199V34H198ZM206 32H207V34H206ZM209 32V33H208ZM37 35V37H36V35ZM162 33H164V34H162ZM203 33V34H202ZM21 35V37H19V39H18V33H13L12 35H11V37L14 35V38L16 37V39H14L13 37L11 38V39H13L14 41L13 42H15V41H20L21 40V38L22 37H24L22 34H24V33H20ZM42 34H44V35H46V36H44V38H45V40H44V38H43V36H42ZM116 34V36H114ZM146 34V35H145ZM150 34V35H149ZM161 34V35H160ZM38 35H41L40 37L38 36ZM87 35V36H86ZM144 35V36H143ZM30 36H32L31 38H30ZM153 36H155V38L156 39H154V37ZM161 36L163 37L164 36V38H161ZM195 36V37H194ZM220 36V37H219ZM227 36V37H226ZM85 37V38H84ZM206 37H207V39H206ZM211 37V38H210ZM222 37V38H221ZM29 38H30V40H29ZM39 38H41L40 40H38ZM43 38V39H42ZM146 38V39H145ZM158 38H161V40L162 39H164V40H162V42L164 43H162L161 41L159 42V40H158ZM166 38V39H165ZM210 38V39H209ZM225 38V39H224ZM34 41V43H33V41ZM49 39V41H47ZM75 39V40H74ZM143 39V40H142ZM204 39V40H203ZM207 41H206V40ZM215 40V41H212V40ZM219 39V40H218ZM221 39V40H220ZM80 40V41H79ZM149 40V41H148ZM225 42H227V43H225ZM245 40V41H244ZM253 40V41H252ZM37 41V42H36ZM42 43H41V42ZM46 41V42H45ZM91 41V42H90ZM147 41V42H146ZM200 41H202V43L200 42ZM208 41H210L209 43H212V42H214V43H212V44H209L208 43ZM216 41H218V42H216ZM221 43H220V42ZM236 41V42H235ZM75 42V43H74ZM77 42V43H76ZM170 42V43H169ZM222 42H224V43H222ZM240 42V43H239ZM260 42V43H259ZM36 43V44H35ZM150 43V44H149ZM155 43V44H154ZM167 44V46H166V44ZM169 43V44H168ZM177 43V44H176ZM216 43V44H215ZM218 43H220V44H222V46L223 45H226L227 47H225V46H223V47H221V45H217ZM238 43V44H237ZM79 44V45H78ZM85 44V45H84ZM173 44H174V46H173ZM200 44V45H199ZM203 44V45H202ZM204 44H206L205 46H208V47H205L204 46ZM208 44V45H207ZM215 45V47H214V45ZM80 45H82V46H80ZM96 45V46H95ZM156 45V46H155ZM177 47H176V46ZM213 45V46H212ZM216 45H217V47H216ZM236 45L237 46H239V47H236ZM85 46V47H84ZM175 47L174 49H173V47ZM220 48H219V47ZM88 47V48H87ZM89 47H91V49L89 48ZM164 47H165V49H164ZM179 47V48H178ZM201 47V48H200ZM205 47V48H204ZM212 47H214V48H212ZM76 48V49H75ZM181 48H183V49H181ZM208 48V49H207ZM211 48H212V50H211ZM222 48V49H221ZM72 49V51H70ZM75 49V50H74ZM78 49V51H80L81 53H79V55H78V51L76 52V50ZM80 49V50H79ZM85 49V50H84ZM96 49H98V51L96 50ZM170 49H172V51H170ZM200 49H201V52H200V54H199V52L198 51H200ZM204 49V50H203ZM209 49H210V52H209ZM215 49H218V51L217 50H215V51H217L216 52V55H218V56H215V53H214V50ZM222 51H221V50ZM225 49V50H224ZM69 50V51H68ZM83 52H82V51ZM146 50V49H145ZM182 50V51H181ZM219 50L221 51V52H219ZM224 50V51H223ZM227 50V51H226ZM58 51H60V50H58ZM87 51V52H86ZM173 51H175L174 53H173ZM178 51V53H176ZM208 51V52H207ZM213 51V52H212ZM230 51H231V53H230ZM10 52V51H9ZM69 52H72V54L70 53L69 55H68V53ZM76 52V53H75ZM156 52H157V50H156ZM166 52H169V53H166ZM179 52L180 53H182V54H179ZM187 52V53H186ZM206 52H207V54H206ZM227 52V53H226ZM166 53V54H165ZM171 53H173V54H171ZM210 53V54H209ZM226 53V54H225ZM75 54V55H74ZM89 54V55H88ZM100 55L101 56V58L102 59H100V61L97 59L96 60V56L97 55ZM151 54V55H150ZM154 54V55H153ZM164 54H165V56H164ZM176 54H178V55H176ZM187 54V55H186ZM192 54V55H191ZM204 54H206V55H204ZM225 54V56H223ZM12 55V54H11ZM82 55V56H81ZM86 55H88V56H86ZM168 55V56H167ZM173 55V56H172ZM176 55V56H175ZM187 56V58H186V56ZM201 55V56H200ZM202 55H203V57L205 56V57H208V58H203L202 57ZM221 55V56H220ZM227 55V56H226ZM229 55V56H228ZM73 56H74V58H73ZM90 56V57H89ZM106 56V59L104 58V57ZM152 58H154V59H152ZM154 56V57H153ZM181 56L183 57V60H185V61H189V62H183V60H182V63H184V64H178V65H176V67H174V65L172 64L173 62H174V64H175V62L177 61V63H178V60L177 59H179V58H181ZM220 56V57H219ZM224 58H223V57ZM6 57V58H5ZM63 57H64V59H63ZM68 57V59H70V60H66V58ZM88 57V58H87ZM165 57V58H164ZM167 57H168V59H169V61L168 60H166L167 59ZM170 57L172 58V59H170ZM174 57V58H173ZM198 57V59H199V57H200V59L198 60V59H196ZM212 57V58H211ZM227 57V58H226ZM254 57V58H253ZM79 58V59H78ZM108 58H109V60H108ZM111 58V59H110ZM116 58V60H114ZM158 58V59H157ZM188 58H191V59H188ZM194 58V59H193ZM218 58H221L222 59V61H226V65H225V67H222V68H220L221 66H219V65H216L217 64V59ZM78 60L77 61V63L75 62V63H72V62H74L75 60ZM81 59V60H80ZM90 59H92V60H90ZM148 59H151V60H149L150 61V63L148 62ZM155 59H157L156 61H157V64H156V61H155ZM182 59V58H181ZM188 59V60H187ZM193 59V60H192ZM210 59V60H209ZM211 59H213V60H211ZM248 59V60H247ZM52 60H54V64H52ZM60 60H62L61 62H60ZM63 60H65V61H63ZM102 60H104V61H102ZM113 60V61H112ZM198 60V61H197ZM233 60V61H232ZM2 61H4L3 63H2ZM8 61V62H7ZM55 61H56V64H55ZM70 61V62H69ZM85 61L87 62V63H85ZM95 61V62H94ZM99 61V62H98ZM102 61V62H101ZM106 61V63H104ZM116 63H115V62ZM152 61V62H151ZM169 63V65H168V67L170 68V69H168V67H166V63ZM200 61V62H199ZM202 61V62H201ZM230 61V63H228ZM244 61H245V63H244ZM250 61V62H249ZM59 64H58V63ZM90 62V63H89ZM109 62V64H107ZM148 62V63H147ZM154 62V63H153ZM232 62H235V63H233V66H234V68L233 67H231V63ZM248 62V63H247ZM2 63V64H1ZM61 63H63V64H61ZM70 63V64H69ZM80 63V64H79ZM154 64L153 65V67H157L159 70H157L156 72H155V74L157 75V78H159L158 80L157 79H155V80H153V83H155V84H153L152 83V81H151V83H148V78H146V76L151 72V66H152V64ZM160 63H164L163 64V66H160V65H162V64H160ZM192 65H191V64ZM195 63V64H194ZM244 63V64H243ZM250 63V65H249V68H248V70L247 69H241L240 71H242V76L240 75V77L238 76V78H237V75H235V74H233V71H234V69L235 70H237L239 67L240 68H242V67H244V65H247L248 66V64ZM84 64V65H83ZM105 64H107V66L105 65ZM112 64V65H111ZM150 64V65H149ZM156 64V65H155ZM211 64V65H210ZM227 64L229 65V66H227ZM236 64H238V68H237V65H236V67H235V65ZM263 64V65H262ZM88 65V66H87ZM104 65V66H103ZM117 67H116V66ZM151 67H149V66ZM205 65V66H204ZM207 65V66H206ZM256 65V66H255ZM258 65H259V67H258ZM73 66V67H72ZM79 66H80V68H79ZM83 66H85V67H83ZM87 66V67H86ZM100 66V67H99ZM109 66H111V67H109ZM185 66H187V67H189V68H187V67H185ZM192 66V67H191ZM200 66V67H199ZM203 66V67H202ZM247 66H245V67H247ZM254 66V67H253ZM60 67H61V69H60ZM68 67V68H67ZM91 67H93V68H91ZM94 67H95V69H94ZM97 67V68H96ZM149 68V70H147L148 68ZM166 68V70H164L165 68ZM180 67H181V69H180ZM185 67V68H184ZM206 67V68H205ZM207 67H208V69H207ZM217 69H216V68ZM244 67V68H245ZM53 69V70H50V69ZM59 69V70H56V69ZM64 70H63V69ZM72 68V69H71ZM79 68V69H78ZM83 68V69H82ZM90 68V69H89ZM147 68V69H146ZM162 68H164V69H162ZM172 68L174 69V70H176V71H173L172 70ZM178 68H179V70H178ZM214 68V69H213ZM222 69V71L221 72H218L219 71V69ZM225 68V69H224ZM227 68V69H226ZM228 68H229V70H228ZM230 68H232V69H230ZM237 68V69H236ZM239 68V69H240ZM255 68V69H254ZM3 69V70H2ZM43 69V70H42ZM47 69H48V71H47ZM71 69V70H70ZM93 69V70H92ZM115 69V70H114ZM153 69V68H152ZM161 69H162V71L164 70V72L163 73H165V75L167 76V75H170L171 74V76H169V77H173V76H175L176 77V79H174L175 77H173V80H175V81H171L172 79H169V80H165L164 79V77L162 78L161 77ZM189 69V70H188ZM196 69V70H195ZM199 69V70H198ZM201 69V70H200ZM203 69H205V70H203ZM250 69V70H249ZM45 70V71H44ZM83 70V72H81ZM89 72H88V71ZM92 70V71H91ZM94 70H96V71H94ZM114 70V71H113ZM178 70V71H177ZM223 70H224V73H223ZM227 70H228V74H227ZM232 70V71H231ZM252 70H254V71H256V70H258V71H256L257 73H255V76L253 75V73H254V71L251 73V71ZM2 71V72H1ZM42 71V72H41ZM54 71V72H53ZM81 73H80V72ZM117 72V74H115L116 72ZM142 71H145V72H142ZM148 71V72H147ZM166 71V72H165ZM171 71V72H170ZM183 72V73H185L184 75H185V77H183L184 75H183V73H181V72ZM193 71H197L196 72V74H195V72H193ZM203 71V72H202ZM214 71H216V72H214ZM246 71H248V72H246ZM52 72V73H51ZM92 72V73H91ZM112 72V73H111ZM167 72H170V74H168ZM173 72V73H172ZM174 72H175V74H174ZM200 72V73H199ZM205 72V73H204ZM226 72V73H225ZM231 72V73H230ZM44 75H43V74ZM48 75H47V74ZM121 73V74H120ZM167 73V74H166ZM192 73H194V75L193 76H195V78H193V76H190V78H193L192 80L189 78L188 79V75H192ZM245 73L248 75L247 77H246V80H245V78L244 79H242L243 78V75H245ZM250 73L252 74V75H250ZM259 73V76L257 75ZM261 73V74H260ZM29 74V75H28ZM46 74V75H45ZM68 74V75H67ZM72 74V75H71ZM91 74H93V75H91V76H93V77H91L90 75ZM96 74V75H95ZM100 74V75H99ZM120 74V75H119ZM143 74V75H142ZM159 74V75H158ZM181 74V75H180ZM201 74V75H200ZM210 74V75H209ZM220 74H221V78H220ZM224 74V75H223ZM232 74V75H231ZM33 75H35V76H33ZM43 75V76H42ZM55 75V76H54ZM78 75V76H77ZM98 75V76H97ZM101 75H102V78H101ZM116 75H118L117 77H116ZM140 75L142 76V78L140 77ZM173 75V76H172ZM178 75H180V78H178L179 76ZM197 75H198V77H197ZM229 75V76H228ZM63 76V77H62ZM69 76V77H68ZM72 76V77H71ZM86 76V77H85ZM88 76L91 78V79H89L88 78ZM114 76V77H113ZM187 76V77H186ZM204 76V77H203ZM224 76V77H223ZM246 76V75H245ZM244 76V77H245ZM252 76V77H251ZM264 76V75H263ZM8 77V78H7ZM16 79H15V78ZM31 77H32V79L33 78H35V80L33 79H31ZM52 77V78H51ZM53 77H54V79H53ZM68 77V78H67ZM96 77V78H95ZM113 77V78H112ZM145 77V78H144ZM168 77V78H169ZM181 77H183L182 79H181ZM213 80L214 78H215V81H221V80H223L224 79V81H225V79H226V81H229V82H226V84L227 85H229V86H231V83L233 84L235 81H237V79L239 80V82H243V84H245V87L246 88H248L249 86H251V87H249L248 89H247V91L248 90H250V92L249 93H251V94H249L247 91H246V89L243 91L244 92V94H242L241 95V93H243V92H236L235 90L234 91H232L231 90V92H232V94L230 93V91H226V94L229 96V93H230V96L228 97H226V95L224 96V98H222L221 96L218 98V96H211L210 94H207L206 93V91H205V86L203 85V84H206L207 83V81L209 82L210 81V78ZM242 77V78H241ZM248 77H250V79H249V81H248ZM22 78L24 79V81H22ZM38 78V79H37ZM46 78H48V79H46ZM94 78V79H93ZM110 78H112V79H110ZM114 78H116L114 81L115 82H112L113 81V79ZM117 78H118V80H117ZM137 78V79H136ZM181 79V80H179V81H181V83L180 82H178V83H175L176 82V80L178 81V79ZM184 78H187V79H185L186 80V82H184L185 80H183ZM197 78H199V81L197 80ZM206 78V80H204ZM229 78H231V79H229ZM236 78V79H235ZM240 78V79H239ZM4 79V80H3ZM6 79V80H5ZM14 79V80H13ZM42 79H44V80H42ZM50 79V80H49ZM73 79V80H72ZM98 79V80H97ZM147 79V81H145ZM219 79V80H218ZM9 80V81H8ZM39 80H40V82H39ZM46 80V81H45ZM108 80V81H107ZM157 80V81H156ZM187 80H188V83H189V81L191 80V81H195L194 83L197 85V87L199 88V90H198V88L196 87V85H194L193 84V82H191L192 84H188L187 83ZM233 81V82H231V81ZM245 80V81H244ZM252 80V81H251ZM38 81V82H37ZM54 81V82H53ZM117 81V82H116ZM140 81V82H139ZM158 81H160V82H158ZM162 81H166L165 83L166 84H164ZM183 81V82H182ZM202 83H201V82ZM205 83H204V82ZM247 81V82H246ZM23 82V83H22ZM49 82V83H48ZM109 82L111 83L110 85H109ZM143 82V83H142ZM170 82H172L171 84H170ZM174 82V83H173ZM242 82H241V84H242ZM244 82H246V83H244ZM10 83V84H9ZM25 83V84H24ZM30 83V84H29ZM34 83V84H33ZM36 83V84H35ZM42 83V84H41ZM93 83V84H92ZM95 83V84H94ZM163 83V84H162ZM185 85H184V84ZM250 83V84H249ZM25 85V87L24 86H22V85ZM31 84H33V85H31ZM159 84V85H158ZM160 84H162L161 86H163V88H164V90H163V88L160 86ZM181 84V85H180ZM247 84V85H246ZM249 84V85H248ZM12 85H13V87H12ZM27 85V86H26ZM30 85V86H29ZM40 85V86H39ZM90 85V86H89ZM111 85H114V86H111ZM137 85V86H138ZM152 85V86H151ZM171 85L172 87H169V86ZM176 87H175V86ZM201 85H203V86H201ZM12 87V88H10V87ZM94 86H96L97 87V89L96 88H94ZM104 86V87H103ZM109 86V87H108ZM154 86V87H153ZM189 86H191L190 87V89L189 88H187V87H189ZM193 86V87H192ZM195 86V87H194ZM248 86V87H247ZM7 87V88H6ZM19 89H18V88ZM91 87H92V89L93 90H91ZM100 89H99V88ZM158 87H160V89H158ZM168 87H169V89H168ZM183 87V88H182ZM201 87V88H200ZM15 88V89H14ZM32 88V89H31ZM109 88H110V90H109ZM113 88V89H112ZM115 88H117V89H115ZM166 88V89H165ZM184 88H185V90H184ZM193 90H192V89ZM194 88L198 91H196V90H194ZM101 90V91H99V90ZM106 89V90H105ZM149 89V88H148ZM157 89V90H156ZM176 91H175V90ZM189 91H188V90ZM25 91V93H24V91ZM92 91L91 93H89L88 94V92L89 91ZM98 90V92H96ZM105 90V91H104ZM107 90H109L108 92H107ZM115 90V91H114ZM154 90V91H153ZM160 91V90H162V91H160V94H159V92H156V91ZM174 90V91H173ZM16 91V92H15ZM23 91V92H22ZM36 91V92H35ZM111 91H114V92H111ZM119 92V93H117V92ZM178 91V92H177ZM180 91V92H179ZM185 91V92H184ZM191 91V92H190ZM195 91V92H194ZM199 91H200V93H199ZM202 91H205V93L204 92H202ZM11 92V93H10ZM94 92H95V94H94ZM102 92V93H101ZM106 92V93H105ZM152 92H153V95H152ZM177 92V93H176ZM183 92V93H182ZM246 92H247V94H249L248 96H247V94H246ZM262 92V91H261ZM7 93H9V94H7ZM21 93V94H20ZM34 93V94H33ZM39 93V94H38ZM72 93V94H71ZM83 93V94H82ZM98 93V95H96ZM100 93V94H99ZM105 93V94H104ZM108 93V94H107ZM121 93V94H120ZM158 93V94H157ZM177 95H176V94ZM194 93H196V94H198V95H203L202 93H204V95L206 96H209L208 97V99L209 100H206L207 99V97L205 98V97H203V98H201L200 99V97L198 96V95H193ZM237 93V94H236ZM41 94V95H40ZM86 94H87V96H86ZM93 96H91V95ZM107 94V95H106ZM111 94H112V96H113V98H112V100H111V97L109 98V95L111 96ZM114 94V95H113ZM184 94V95H183ZM17 95V96H16ZM40 95V96H39ZM104 95H106V96H104ZM117 95V96H116ZM120 95H121V97H120ZM176 95V96H175ZM200 95V96H201ZM203 95V96H204ZM232 95V96H231ZM251 95V96H250ZM254 95V96H253ZM10 96H11V98H10ZM19 96V97H18ZM25 96V97H24ZM77 96H78V98H77ZM85 96V97H84ZM89 96L91 97L90 98V100L88 99L89 98ZM116 96V97H115ZM140 96H143L142 94L140 95ZM180 96H182V97H184V98H182V97H180ZM197 96V97H196ZM174 97H176V98H174ZM178 97H180L182 100L180 101V99L178 98ZM186 97V98H185ZM194 97V98H193ZM202 97V96H201ZM255 97H256V99H255ZM19 98L21 99V101L19 100ZM29 98V99H28ZM76 100H74V99ZM97 98V99H98ZM114 98H116V99H114ZM119 98V99H118ZM121 98V99H120ZM216 98L217 100H214V99ZM221 98V100L223 101V102H220L221 100H219ZM237 98H239L238 100H237ZM250 98V99H249ZM252 98H254L253 100H251ZM11 99V100H10ZM85 99V100H84ZM109 99V100H108ZM144 99V98H143ZM160 99V100H159ZM178 99V100H177ZM196 99H197V101H196ZM199 99V100H198ZM210 99H211V101H215V102H212V104H215L216 105V102L219 100V102L217 103V105L219 106V108H218V106H215V107H213L212 106V109H210L211 108V105L212 104H210L211 103V101H210ZM213 99V100H212ZM225 99V100H224ZM7 100V101H6ZM26 100H28L27 102H26ZM89 100V101H88ZM93 102H92V101ZM125 100V101H124ZM154 100V101H153ZM201 100H202V102H201ZM203 100H206V101H209V103H207V102H205V101H203ZM240 100V101H239ZM262 101V105H260L261 107L260 108H258V105H259V103H257V102H260V101ZM9 101H12V103L11 102H9ZM15 101V102H14ZM18 101H20V102H18ZM64 101V102H63ZM86 101V102H85ZM88 101V102H87ZM90 101L92 102V103H90ZM159 101V102H158ZM161 101V102H160ZM185 101V102H184ZM227 101V102H226ZM67 102V103H66ZM80 102V103H79ZM156 102V103H155ZM178 102V103H177ZM200 104H199V103ZM203 102H205V103H207L208 105H210V107H209V110H208V106H207V104L205 105V103H203ZM225 102L227 103V106H225ZM232 102V101H231ZM235 102H233L235 105H237ZM10 103V105H8ZM71 103V104H70ZM72 103H75L76 105H74V104H72ZM79 103V104H78ZM99 103V102H98ZM157 103H159V105L157 104ZM202 103H203V105H202ZM223 105V106H225V107H223L221 104ZM255 103H257V107H256V105H255ZM25 105V107H24V105ZM47 104H49V106L47 105ZM88 104H91V105H88ZM92 104H94L93 105V107H92ZM106 104H107V102H106ZM157 106H156V105ZM244 104V105H243ZM8 105V106H7ZM15 105V106H14ZM68 105V106H67ZM73 105V106H72ZM116 105V106H115ZM199 105V106H198ZM220 105H221V109H223V110H220ZM237 105V106H238ZM23 106V107H22ZM28 106V108H26ZM71 108H70V107ZM81 106V107H80ZM107 106V105H106ZM107 107V109L108 108H110V107ZM114 106H115V108H114ZM124 106V107H123ZM153 106V107H152ZM156 106V107H155ZM189 106H190V110H188L189 109ZM239 106V107H240ZM248 107V108H245L243 111H246V112H244V113H246V115L245 116H248V114L247 113H252V107ZM18 107V108H17ZM48 107V108H47ZM73 107V108H72ZM80 107V108H79ZM88 107H92V108H88ZM151 107V108H150ZM193 107V108H192ZM204 109H203V108ZM235 107V108H234ZM240 107V108H241ZM254 107H256L255 109H254ZM9 108V109H8ZM24 108V109H23ZM31 108V109H30ZM114 108V109H113ZM195 108V109H194ZM206 108V109H205ZM232 108H234V109H232ZM239 108V109H240ZM7 109V110H6ZM16 109V110H15ZM19 109V110H18ZM67 109V110H66ZM68 109H69V111H68ZM83 110V111H80V110ZM91 109L94 113H92L91 111H89V110ZM165 109V110H164ZM238 109V110H239ZM25 110V111H24ZM77 110V111H76ZM155 110V111H154ZM159 110V111H158ZM162 110H163V112H162ZM240 110H242V109H240ZM252 110V111H251ZM261 110V111H260ZM9 111V112H8ZM14 111V112H13ZM18 111V112H17ZM38 111H39V113H38ZM76 113H78V114H76ZM151 111V112H150ZM157 111V112H156ZM198 111V110H197ZM196 111V112H197ZM206 111H207V113H206ZM213 111V112H212ZM248 111V112H247ZM259 111V112H258ZM11 112V113H10ZM12 112H13V114H12ZM49 112V113H48ZM170 113V114H174L173 116L172 115H169V114H167V113ZM196 112H194V113H190L189 114V116H185V117H190L191 118V116L193 115V114H195ZM208 112L210 113L209 115H208ZM224 112H226V113H224ZM18 113V114H17ZM20 113H22V116L24 117H21L20 115ZM24 113V114H23ZM31 113H33V114H31ZM75 113V114H74ZM87 113H88V115H87ZM153 115H152V114ZM156 113V114H155ZM166 113V114H165ZM8 114V115H7ZM48 114V115H47ZM56 114L58 115V116H56ZM61 114V115H60ZM63 114V115H62ZM67 114V115H66ZM71 114V115H70ZM74 114V115H73ZM159 114V115H158ZM180 114H182L181 115V117H180ZM192 114V115H191ZM208 116H207V115ZM218 113H217V115L215 114V116H218L219 115ZM222 114H220V115H222ZM1 114H0V116H2ZM15 115V116H14ZM35 115V116H34ZM51 115V116H50ZM65 115V116H64ZM161 115L163 116L162 117V119H160L161 118ZM213 115H212V117H213ZM74 116H76V118L74 117ZM83 116V117H82ZM151 116V117H150ZM153 116V117H152ZM171 116V117H170ZM214 116V117H215ZM252 116V115H251ZM256 116V115H255ZM264 116V115H263ZM7 117V118H6ZM11 117H13L12 118V121H11ZM54 117V118H53ZM79 117H81V118H79ZM86 117V118H85ZM93 117H94V119H93ZM137 117V118H136ZM210 117H211V115H210ZM87 118H88V120H87ZM138 118H141L140 120L138 119ZM147 118H149V121L147 120ZM15 119H18V120H15ZM23 119V120H22ZM39 119V120H38ZM53 119V120H52ZM69 119V120H68ZM91 119V120H90ZM139 120V122L137 121L136 122V120ZM57 120H59V122H57ZM61 120V121H60ZM66 120H68V122H65L64 123V121H66ZM74 120V121H73ZM77 120V121H76ZM80 120V121H79ZM145 122H144V121ZM8 123H7V122ZM16 121V122H15ZM17 121H20V122H22V124L23 125H19V124H17ZM42 121V122H41ZM52 121V122H51ZM70 121V122H69ZM91 121V122H90ZM114 121V122H113ZM141 121H142V123H141ZM15 122V123H14ZM57 122V123H56ZM77 122H79V123H77ZM2 123L4 124V125H2ZM10 123L12 124L11 125V127H10ZM68 123H70V124H72V125H67ZM75 125H74V124ZM80 123H82L81 125H80ZM88 123H90V124H88ZM118 122L117 121H115V119L114 120H111L110 122H107V124H106V127H105V130L104 131H106V129H107V127H110V125H111V127L113 126V127H116V129H115V131L116 132H118V133H120L121 132V130L123 129L122 127L120 128V126H118V124H117ZM138 123H141V124H138ZM241 124L243 123L244 125H245V121H243V122H240ZM8 124V125H7ZM33 124V125H32ZM60 124V125H59ZM96 124V123H95ZM95 124H94V126H95ZM114 124H116V125H114ZM144 124L148 127H146V126H144ZM242 124V125H243ZM30 125V126H29ZM42 125V126H41ZM53 125V126H52ZM90 125V126H89ZM105 125V124H104ZM108 125V126H107ZM119 125H122L120 122H119ZM24 126V127H23ZM33 127V129H32V127ZM34 126H35V128H34ZM46 126H48V127H46ZM55 126L57 127V126H59L58 127V129H56L55 128ZM64 126H65V128H66V130L67 129H69V130H72L73 131V129L75 130V131H69V130H67L68 131V133H65L66 132V130H65V128H64ZM82 127V126H84V127H82L81 128V130H82V133L83 134H81V130L79 129L80 127ZM140 126H142V127H140ZM39 127V128H38ZM42 127V128H41ZM53 128V131H56V132H54L53 133V131H52V129H51V131H52V134H51V131H49V129L50 128ZM61 127H63V128H61ZM71 127V128H70ZM76 127V128H75ZM79 127V128H78ZM112 127V128H113ZM146 127V128H145ZM30 128V129H29ZM55 128V129H54ZM83 128H84V130H83ZM95 128V129H94ZM145 128V129H144ZM25 129V130H24ZM40 129V130H39ZM45 129H46V131L48 132L49 131V133L50 134H48L46 131H45ZM63 129V130H62ZM77 129V130H76ZM94 129V130H93ZM97 128H96V126L95 127H93L92 129H86V132H88V130H89V135H91V134H93V135H91L92 137H96V136H99L101 133H105L104 131H102V130H100V132H99V129H97L98 130V132H97V130H96ZM118 129V130H117ZM16 132H15V131ZM31 130V131H30ZM38 130H39V132H41V133H39L38 132ZM61 130V131H60ZM65 130V131H64ZM80 130V131H79ZM119 130H120V132H119ZM143 130V131H142ZM197 128H195V129H193L192 131H190L189 133L190 134H193V132H194V134L193 135H196V133L199 131V130H197ZM25 133H24V132ZM35 131H37V133L35 132ZM45 133H44V132ZM63 131V132H62ZM78 131V133L80 134V135H78V133H76ZM91 131V132H90ZM15 132V133H14ZM23 132V133H22ZM35 132V133H34ZM43 132V133H42ZM61 132V133H60ZM95 132H97V133H95ZM131 131H129L128 133H130ZM179 131H177V133H178ZM33 135H35V136H33ZM65 133V136L63 135ZM70 133V134H69ZM95 133V134H94ZM98 133H100L99 135H97ZM24 134V135H23ZM41 134V135H40ZM74 134H77L76 136L74 135ZM178 134H180L179 135V137L181 136V135H183L182 134V132H180V133H178ZM29 135V136H28ZM49 135H51V136H49ZM60 135H61V138H62V140H61V138H60ZM72 135V136H71ZM39 136L40 137H42L43 136V138L41 139V138H39ZM80 136V137H79ZM23 137H26V138H28V139H26V138H24L23 139ZM29 137H31V139L29 138ZM35 137H37L38 138V140H37V138H35ZM46 137H48V138H46ZM50 137H51V139H50ZM59 137V138H58ZM12 138V139H11ZM35 138V139H34ZM144 138V137H143ZM143 138H141L135 145H132L131 147L130 146H128L127 145V147H126V149H131L132 148V150H133V152H136L137 154H138V152L140 151V150H143V149H146V141H144V139ZM11 139V140H10ZM23 139V140H22ZM26 139V140H25ZM23 142H22V141ZM29 140V141H28ZM33 140V141H32ZM36 140V141H35ZM52 140V141H51ZM74 140H72V141H74ZM14 141V143H16V144H13L12 142ZM15 141H17V142H15ZM27 142L26 144L27 145H29V146H25V142ZM39 141V142H38ZM46 141V140H45ZM79 141V140H78ZM77 141V142H78ZM32 142V143H31ZM38 142V143H37ZM44 142V141H43ZM141 142L144 144V142H145V145H143V144H141ZM31 143V144H30ZM33 143H35V145L33 144ZM21 144V145H20ZM36 144H37V146H36ZM139 144V145H138ZM18 145H20L21 146V148L19 147L18 148ZM35 147H34V146ZM39 145H41V146H39ZM53 147L55 146V144H54V142H53ZM52 145H51V147H52ZM129 145H131V144H129ZM144 147H143V146ZM3 146V147H2ZM13 146V147H12ZM23 146V147H22ZM134 146H136V147H134ZM10 147H12V148H10ZM14 147H16V148H18V150H21V151H18L17 149H15ZM35 151V154H34V151L31 149V148ZM37 147H38V149H37ZM134 147V148H133ZM25 148V149H24ZM29 148H30V150H29ZM35 148H36V150H35ZM139 150H138V149ZM24 150V151H23ZM28 150L30 151V152H28ZM23 151V152H22ZM25 151L27 152V153H25ZM37 151H39V152H37ZM19 152H22V153H25V154H27V155H23L24 156V158L25 157H27L26 158V160H29V161H23V157L21 158V153L19 154ZM37 153V154H36ZM39 153V154H38ZM28 154H29V156H28ZM33 155V156H32ZM6 156V157H5ZM21 158H19V157ZM30 156H32L31 158H29ZM42 156H44L45 157V155H39L38 156V158L39 159H41V162L42 163H45V166H48V167H55V166H58L57 164L60 162V163H64V164H66V165H68L69 163L66 161V156H61L60 158H58V156L54 153L52 156H50V157H46V158H44V157H42ZM179 156H181V157H179ZM53 159H52V158ZM184 157V155H177V158H175V161H167V163L166 162H164V163H161L160 165L162 166L163 165V167L165 168V170H168V169H170L169 167H171V169H172V166H178L179 164V166L178 167H175L177 170H178V168L179 167H182V165H184V162L186 161V157L185 158H183ZM48 158V159H47ZM179 158H183L182 160L180 159L179 160ZM18 159L19 160H22V161H20L19 163H18ZM50 159H52L51 161H50ZM62 159V160H61ZM178 159V160H177ZM184 159H185V161H184ZM64 160H65V162H64ZM48 162L47 164H46V162ZM54 161V162H53ZM181 161V162H180ZM183 161V162H182ZM58 162V163H57ZM171 162H173V163H171ZM250 161H248L247 163H248V165L246 164V166L245 167H247V169H248V166H249V170H251V168L253 169V167L255 168L256 166L255 165H257V164H261L262 165V163L261 162H259L258 160L256 161L255 159H254V161L253 160H251V162L249 163ZM254 162L256 163L257 162V164H254ZM169 163H171L170 165H169ZM254 164V165H252V164ZM12 164V165H11ZM14 164V165H13ZM20 164H22V165H20ZM53 164V165H52ZM173 164H175V165H173ZM182 164V165H181ZM160 165H158V167L160 166ZM165 165V166H164ZM260 165V166H261ZM14 166V167H13ZM20 166H22V167H20ZM77 165H75V164H72L71 166H70V168H69V165L67 166V171L69 172V171H71V172H69V173H67V175L65 176V180H64V184H66L67 185V183H68V191L70 190V192H77L78 191V193L80 194H82V192L81 191H83L84 190V193L82 194L83 196H85L86 194L88 195H95V193H99L100 192V190H102L101 189V184H97V185H91L90 183L88 184L87 182H86V176H85V179H84V176L82 175V174H80V176L78 175V173H76V170L75 169H77L78 167H76ZM257 166H259V165H257ZM27 168V169H24V168ZM167 167V168H166ZM173 167V168H174ZM17 168V169H16ZM18 169H22L21 171L20 170H18ZM24 169V170H23ZM57 169V168H56ZM73 169H74V171H73ZM246 169V170H247ZM80 170H83V168H80ZM174 169H172V171H173ZM176 170V171H177ZM248 170V171H249ZM13 171V172H12ZM85 171V170H84ZM171 171V170H170ZM17 172V173H16ZM55 172H57V171H55ZM88 171H86L85 173H87ZM36 173V174H35ZM74 173H75V175H74ZM27 175V176H24V175ZM31 174V175H30ZM23 175V176H22ZM33 175H35V177L33 176ZM78 175V176H77ZM82 175V176H81ZM17 176V177H16ZM40 176H43V180H42V178L40 177ZM38 177V178H37ZM66 177H67V179H66ZM69 177V178H68ZM170 176H168V178H169ZM29 178V179H28ZM39 178L41 179V181L39 180ZM48 178V177H47ZM46 178V179H47ZM36 179V180H35ZM69 179V180H68ZM151 179H155V177H151V178H149V180L151 181ZM33 181V182H32ZM68 181V182H67ZM72 181V182H71ZM30 182V183H29ZM35 182H37V183H35ZM69 182L71 183L70 185H69ZM85 182V183H84ZM7 183V184H6ZM32 183V184H31ZM84 183V184H83ZM4 184V185H3ZM12 184H14V185H12ZM83 184V185H82ZM65 185V186H66ZM88 185V187H86ZM89 185H90V188H89ZM148 185H150V183L148 184ZM16 186V187H15ZM26 186V187H25ZM71 186V187H70ZM13 187H14V189H13ZM85 187V188H84ZM97 187V188H96ZM79 189V190H77V189ZM82 190H81V189ZM8 189V190H7ZM72 189V190H71ZM93 189V190H92ZM16 190V191H15ZM75 190V191H74ZM24 192L23 194H22V192ZM29 191H30V189H29ZM92 191V192H91ZM11 192V193H10ZM86 192V193H85ZM15 195H14V194ZM25 193H26V195H25ZM94 193V194H93ZM11 194H13V195H11ZM17 194V195H16ZM19 194V195H18ZM21 195V196H20ZM16 196V198H14ZM20 199H19V198ZM13 199V200H12ZM21 202L19 203V204H21ZM4 203H1L0 204V206H1V209L2 208H4V207H2V206H4ZM93 209H94V207H93ZM92 209V211H90L91 209H89V212H90V219H92V221L90 220V219H88V221L89 222H87V224L89 225V226H87L88 227V231L90 232V230L91 229H93L94 231H92V232H90V233H96V231H98V232H101V231H103V229H105V226L107 227L108 225H107V223H106V220H104V223H103V226L102 225H100V220H102V219H100V217L101 216H103V218H105V214H104V212H102V211H98V209H96V211H95V209L93 210ZM65 211V210H60L59 211V216H60V218H63V220H65V218H71V217H73L71 214H69V213H66V212H63ZM7 212V213H6ZM13 211H9V210H7V209H5L4 211H3V213L0 215L1 216V218L2 219H4V220H6V221H9V222H12L13 223V221L12 220H14V217L15 218H19V214H17V213H12ZM62 212V213H61ZM6 213V214H5ZM94 216H92V215ZM98 214V215H97ZM210 214H212V213H210ZM3 215V216H2ZM99 215H100V217H99ZM14 216V217H13ZM68 216V217H67ZM92 216V217H91ZM99 217V218H98ZM11 218V219H10ZM68 218V219H69ZM97 219V220H96ZM208 219V218H207ZM98 221V222H97ZM91 222H94L93 224L91 223ZM102 222H103V220H102ZM97 223V224H96ZM22 222H20V226L21 227H24V225L22 226ZM91 224V225H90ZM105 224V225H104ZM91 226V227H90ZM91 229H90V228ZM96 228V230H95V228ZM211 227V226H210ZM214 227H216L215 225L214 226H212V228H214ZM151 228V229H150ZM149 228V230L148 229H145L144 231H142V235H143V237H144V239H146V238H148V236L150 235L151 236V232H152V227H150ZM150 230H151V232H150ZM89 233V234H90ZM192 232H190V233H187L186 235H184L185 237L181 240V244H183L182 245V247L184 248H186V245L185 244H189V242H192V240L191 241H188V240H190V239H192L191 238V236L192 235H198V233H199V242L201 243V245H204L205 244V240H209L210 241V237H209V232H207L206 231V228H200V231L199 232H195V233H192V235L190 236H188V234H191ZM145 234H146V236H145ZM147 234H149V235H147ZM70 238V240H68L69 242H70V244H73V243H76V241H77V236L76 235H74V236H69ZM76 237V238H75ZM189 237H190V239H189ZM186 238V239H185ZM73 239H76V241H74ZM188 239V240H187ZM185 240H187L188 241V243L187 242H185ZM183 241V242H182ZM166 242H168L167 243V246L166 247H169V241H166ZM69 244V245H70ZM30 245H33L32 243L30 244ZM74 245H76V244H74ZM74 245H70V249L73 251L76 247L74 246ZM164 245H166V244H164ZM10 245H8V247H7V250H9V249H12L13 248V244H11V246L9 247ZM164 248H162V249H164L163 250V253H164V251H166L168 254H167V258H166V255L165 256H163L162 258H164L166 261H168V263L167 264H170L169 262L171 261L172 262V260L174 259V261H176L179 257H181L183 254L185 255L186 254V256L192 251H188L187 253L185 252V251H183V252H180L181 253V256L179 255V253H176L175 252V254L173 253V251L172 250H170V252H169V250L167 251V248L165 247V246H163ZM31 248V247H30ZM30 248H28V249H30ZM171 249V248H170ZM185 250V249H184ZM165 252V253H166ZM164 253V254H165ZM183 253V254H182ZM192 253V252H191ZM195 253H198L197 251H195V252H193V254H195ZM171 254V255H170ZM175 256H174V255ZM176 254L178 255V256H176ZM199 254V253H198ZM198 254H196V255H198ZM184 255L182 256V257H184ZM191 255V254H190ZM171 256V257H170ZM173 256V257H172ZM189 256V255H188ZM187 256V257H188ZM192 256V255H191ZM177 257V258H176ZM160 259V261H164V259ZM175 258H176V260H175ZM170 259V260H169ZM182 259V258H181ZM179 260L180 262L184 259H182V260ZM86 260H90V258H86ZM172 262V264L174 263V264H177L179 261H176V262Z\"/></svg>",
    "mask_w": 264,
    "mask_h": 264
}]
</instances>
